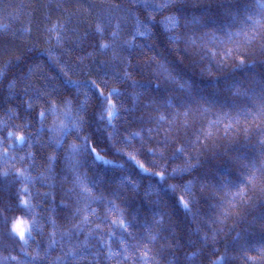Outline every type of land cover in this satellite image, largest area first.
<instances>
[{
  "label": "clouds",
  "instance_id": "9594fccd",
  "mask_svg": "<svg viewBox=\"0 0 264 264\" xmlns=\"http://www.w3.org/2000/svg\"><path fill=\"white\" fill-rule=\"evenodd\" d=\"M0 264H264V0H0Z\"/></svg>",
  "mask_w": 264,
  "mask_h": 264
}]
</instances>
